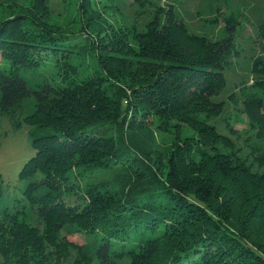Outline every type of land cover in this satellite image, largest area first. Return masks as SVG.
Wrapping results in <instances>:
<instances>
[{
    "label": "trees",
    "instance_id": "1",
    "mask_svg": "<svg viewBox=\"0 0 264 264\" xmlns=\"http://www.w3.org/2000/svg\"><path fill=\"white\" fill-rule=\"evenodd\" d=\"M31 2L0 12V114L33 126L34 149L16 192L0 180V264H264V170L201 117L224 104L213 97L236 53L234 26L211 40L188 33L172 7L132 0L131 23L82 44L40 20L49 0ZM81 7L106 22L90 0ZM259 37L252 81L235 83L229 101L263 135L264 20ZM27 97L35 109L21 120Z\"/></svg>",
    "mask_w": 264,
    "mask_h": 264
},
{
    "label": "rangeland",
    "instance_id": "2",
    "mask_svg": "<svg viewBox=\"0 0 264 264\" xmlns=\"http://www.w3.org/2000/svg\"><path fill=\"white\" fill-rule=\"evenodd\" d=\"M160 7H172L175 14L180 18L187 32L196 34L211 40L223 37L227 31H224L225 25H233V41L236 53L230 57V66L225 70V85L222 91L213 97L215 102L224 101L221 110L214 114L209 110L201 113L202 118L208 117L216 125V129L224 135H228L233 142L234 147L240 146L248 163L251 164L254 171L261 172L264 166H260L256 161V156L264 158V134H257L254 126L249 120L233 109L234 104L229 101V95L232 92L238 93L235 83L243 80L248 84L252 81L250 64L252 58L260 53L259 25L264 20V0H153ZM4 2V3H3ZM0 3V12H9L10 10H25L30 6L31 0H3ZM132 0H90V6L94 14L106 22H97L96 20L87 21L84 14H81V0H49L48 6L42 11L40 20L45 26H51L58 30H65L68 35L77 37L76 43L85 44L88 38L95 42L105 41L104 34L100 31L108 27V23H119L128 21L131 23L135 16V7L131 4ZM155 7L147 8L153 11ZM28 10V9H27ZM30 11V10H29ZM151 13L141 14L135 24L142 28L148 20ZM83 16V17H82ZM51 23V24H50ZM129 24V23H128ZM113 25V24H111ZM115 29V27H113ZM73 37H70L72 41ZM125 55V54H124ZM96 63V62H95ZM21 74L28 80L32 86L34 79L32 72L21 71ZM34 100L27 97L23 104L21 120L26 118L34 110ZM224 117L230 120L231 130H227ZM33 129L32 125L22 123L15 127L7 114H0V180L9 185L8 193L17 191L18 172L25 161L34 154L31 146L32 137L30 135ZM185 134L193 131L184 128ZM166 137L167 133H158L157 140ZM226 141V145H228ZM219 148L226 149L223 143ZM259 159V158H258ZM264 162V161H262ZM8 193L3 197H7ZM12 194L9 195V198ZM30 213H34L32 210ZM37 222L35 217H31ZM63 235L67 240L83 243L88 240L83 234L68 232L63 230ZM71 257H76V251L69 250ZM61 255H64L61 253ZM66 264H70V260Z\"/></svg>",
    "mask_w": 264,
    "mask_h": 264
}]
</instances>
